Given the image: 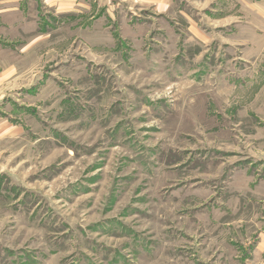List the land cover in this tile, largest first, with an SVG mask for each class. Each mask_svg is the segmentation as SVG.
I'll list each match as a JSON object with an SVG mask.
<instances>
[{"label": "rangeland", "instance_id": "obj_1", "mask_svg": "<svg viewBox=\"0 0 264 264\" xmlns=\"http://www.w3.org/2000/svg\"><path fill=\"white\" fill-rule=\"evenodd\" d=\"M162 1L0 9V264H261L264 27Z\"/></svg>", "mask_w": 264, "mask_h": 264}, {"label": "crops", "instance_id": "obj_2", "mask_svg": "<svg viewBox=\"0 0 264 264\" xmlns=\"http://www.w3.org/2000/svg\"><path fill=\"white\" fill-rule=\"evenodd\" d=\"M208 1V0H206ZM211 4L220 3L225 4V8L228 10H236L239 9L244 11L245 20L248 25H257L264 27V0H210ZM160 2H157L158 5ZM14 4V6H12ZM163 5H159L158 7L162 6L163 8H169V1L163 0ZM46 8L51 11H55L57 14L61 13H73L76 9H83L86 7V0H15L11 4V0H2L0 1V9L3 10L5 16L13 10L19 9H34L40 10V8ZM161 8V9H163ZM230 16L228 15V18ZM236 23V21H233ZM4 46H0V50ZM9 68L3 70V74H9ZM257 253L260 255L261 264H264V232L260 234L259 242L256 247Z\"/></svg>", "mask_w": 264, "mask_h": 264}]
</instances>
